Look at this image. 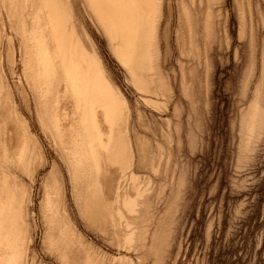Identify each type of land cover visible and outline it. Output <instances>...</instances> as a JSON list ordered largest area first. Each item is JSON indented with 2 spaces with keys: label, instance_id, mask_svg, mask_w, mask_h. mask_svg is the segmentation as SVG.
I'll return each instance as SVG.
<instances>
[{
  "label": "rangeland",
  "instance_id": "374dc122",
  "mask_svg": "<svg viewBox=\"0 0 264 264\" xmlns=\"http://www.w3.org/2000/svg\"><path fill=\"white\" fill-rule=\"evenodd\" d=\"M153 2L0 0V264H264V0Z\"/></svg>",
  "mask_w": 264,
  "mask_h": 264
},
{
  "label": "crops",
  "instance_id": "0c3cea01",
  "mask_svg": "<svg viewBox=\"0 0 264 264\" xmlns=\"http://www.w3.org/2000/svg\"><path fill=\"white\" fill-rule=\"evenodd\" d=\"M134 1V3H135V5H144L145 3H147V6H149V5H151V3H152V1H155V2H153V4L154 3H156V1L157 0H133Z\"/></svg>",
  "mask_w": 264,
  "mask_h": 264
},
{
  "label": "bare ground",
  "instance_id": "6f19581e",
  "mask_svg": "<svg viewBox=\"0 0 264 264\" xmlns=\"http://www.w3.org/2000/svg\"><path fill=\"white\" fill-rule=\"evenodd\" d=\"M58 27H59V26H58ZM61 41H63V40H61ZM64 43H65V42H64ZM64 43H63V44H64Z\"/></svg>",
  "mask_w": 264,
  "mask_h": 264
}]
</instances>
